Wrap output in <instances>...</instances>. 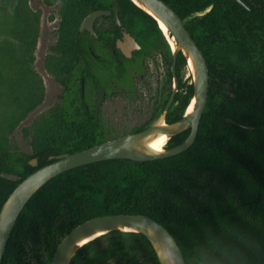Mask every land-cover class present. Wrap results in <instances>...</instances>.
Instances as JSON below:
<instances>
[{
    "label": "trees",
    "instance_id": "trees-1",
    "mask_svg": "<svg viewBox=\"0 0 264 264\" xmlns=\"http://www.w3.org/2000/svg\"><path fill=\"white\" fill-rule=\"evenodd\" d=\"M91 1L92 8H98L107 2L110 5L111 0ZM165 1L186 20L208 62L209 97L196 140L176 155L145 161L103 160L55 176L23 208L1 264H51L58 243L75 226L116 213L147 214L165 225L180 245L186 264H264V0H242L247 6L237 0ZM64 2L61 13L66 25L71 6L70 0ZM14 4L19 11L21 1L14 0ZM117 5L125 25L133 12L163 33L157 20L131 0H117ZM77 30L69 44L59 42L55 47L62 52L54 73L64 85L66 136L31 155L0 153V171L25 178L52 161L51 155L105 141L93 110L87 112L74 102L79 92L75 72L65 76L66 57L79 49ZM16 33L25 59L36 47V35L24 32L21 37L19 29ZM179 62L187 64L183 53ZM193 93V83L177 93V104L169 110L167 122L183 116ZM73 120L83 123L69 122ZM189 131L173 136L168 146L181 143ZM34 157L38 158L37 166L30 164ZM212 176L233 182L238 195L226 199L209 191V196L200 198ZM20 181L0 177V209ZM192 196L198 197L196 202L189 201ZM63 214L66 218L60 222ZM109 233L113 237L105 247H96L95 240L86 243L71 264H160L143 234L136 233L142 249L139 252V246L135 250L126 236L133 232Z\"/></svg>",
    "mask_w": 264,
    "mask_h": 264
},
{
    "label": "rangeland",
    "instance_id": "rangeland-1",
    "mask_svg": "<svg viewBox=\"0 0 264 264\" xmlns=\"http://www.w3.org/2000/svg\"><path fill=\"white\" fill-rule=\"evenodd\" d=\"M19 1L21 7L18 11L14 0H0V153L20 151L31 155L66 136L62 119L64 85L54 73L56 61L62 58V52L56 51L55 47L59 42L69 44L68 41L89 11V0H70L71 15L66 25L61 13L64 0ZM18 29L21 37L24 32L30 37L36 35V47L25 59L22 41L16 38ZM164 36L172 52L174 45L166 34ZM3 47L6 48L5 52ZM152 57L158 70L153 74L161 73L159 85L156 86L153 79L148 83L143 80L139 86L140 94L133 100L121 95L105 103L102 120L107 139L150 125L162 115L164 101L175 84L169 76L170 63L167 61L162 66L156 52ZM147 62L152 63V60L148 59ZM149 68L151 72V65ZM180 76L183 87L179 91L185 92V87L194 80L189 64L182 66ZM209 191H216L226 199L238 195L235 184L221 176L210 177L206 190L198 196H209ZM197 199L192 196L189 201L196 202ZM65 218L63 214L60 222ZM126 236L131 244H135V250L139 246L137 251H142L136 233H127ZM112 237L110 233L102 235L95 239L94 244L103 248Z\"/></svg>",
    "mask_w": 264,
    "mask_h": 264
},
{
    "label": "water",
    "instance_id": "water-1",
    "mask_svg": "<svg viewBox=\"0 0 264 264\" xmlns=\"http://www.w3.org/2000/svg\"><path fill=\"white\" fill-rule=\"evenodd\" d=\"M131 1L154 17L157 22L158 19L161 20L166 25L169 34L174 38L173 74L175 75L176 57L180 51L185 56L187 64L191 66L194 75L192 82L194 93L190 103L194 99L193 111L187 112V107L179 120L173 122L166 121L167 113L174 101L177 90L175 75V88L164 107L162 115L145 129L106 140L80 151L51 155L49 159L52 161L37 168L25 178L13 172L0 171V177L14 181L21 179L0 209V264L2 263L12 230L23 208L32 196L55 176L72 168L103 160L131 159L145 161L176 155L187 150L197 138L201 119L209 97L210 73L207 58L187 28L186 20L165 0ZM237 1L247 6L242 0ZM105 13H108V11L103 9L92 11L83 20L80 31L88 28L91 32H94L93 22L95 18ZM124 34L127 41H132L129 33L124 31ZM133 43L126 42V44L132 46ZM119 45L124 48L125 44L119 42ZM103 100L104 90L99 86L96 118L98 117L99 107ZM228 120L237 125L244 126L232 118H228ZM187 129L190 130L189 134L181 143L168 146V141L173 136ZM160 133L168 135L167 146L165 145L163 151H156L149 146V141ZM30 164L37 166L38 158H32ZM125 228H131L132 231L130 232L143 234L151 242L160 264H186L181 247L169 229L150 215L142 213L106 214L90 218L78 224L60 240L51 264H71L73 257L84 244L94 241L98 237L112 231L129 232ZM93 235L96 236L88 239ZM199 262L200 264H205L202 261Z\"/></svg>",
    "mask_w": 264,
    "mask_h": 264
},
{
    "label": "flooded vegetation",
    "instance_id": "flooded-vegetation-1",
    "mask_svg": "<svg viewBox=\"0 0 264 264\" xmlns=\"http://www.w3.org/2000/svg\"><path fill=\"white\" fill-rule=\"evenodd\" d=\"M92 6L93 2L89 0V11L82 18L76 32V36H79V42H77L79 49L77 53L73 51V54H69L66 57L68 66L65 76H69L70 73L75 72L76 90L79 89V92L78 95L75 96L74 102L78 103L80 106H84L87 112L93 110L95 120L98 121L102 127V132L106 141L110 139L106 138L105 124L102 120L105 103L121 95H125L128 99L133 100L135 96H139V86L140 83H143V80L148 83L150 79H153L154 84L156 86L159 85L158 80L161 81V73L158 72L157 75L153 74L157 70V64L153 61V57L151 58L153 52H156L160 56L162 66H164L167 61L170 63L169 76L174 84L176 75L177 90L174 101L170 107V109H172L174 103H177L175 102L177 93L181 92L179 91L182 81L180 75L183 65L179 62V55L182 52L180 51L176 57L174 75L172 71L174 64V49H172L171 52L163 31V33H161L158 28L151 26V22L148 19L144 18L142 15L134 14L133 12H131L132 15L125 25L120 19L117 0H111L110 5L109 2H107V6L105 7L92 8ZM99 9L107 10L108 13L95 18L93 22L94 32H91L88 28H84L80 31L81 24L85 17L92 11ZM78 31L80 35H78ZM124 31L131 35L132 41H127L124 36ZM119 42L125 44L124 48L119 45ZM126 42L134 43L132 46L126 44ZM148 59H151L152 63H148ZM75 62L76 64H74ZM150 65L152 67L151 72L149 71ZM99 86L104 90V100L99 107L98 117L96 118ZM172 91L165 99L164 107ZM69 122L83 123V121L74 120ZM148 126L149 125L139 127L130 133L141 131ZM123 135L125 134L121 136Z\"/></svg>",
    "mask_w": 264,
    "mask_h": 264
},
{
    "label": "bare ground",
    "instance_id": "bare-ground-1",
    "mask_svg": "<svg viewBox=\"0 0 264 264\" xmlns=\"http://www.w3.org/2000/svg\"><path fill=\"white\" fill-rule=\"evenodd\" d=\"M158 25L160 27V29L167 35V38L168 40L174 45V48L175 49V43H174V38L169 34V31L166 27V25L158 19ZM193 105H194V99L192 100V102L190 103V105L188 106L187 108V112L188 109L191 107L193 109ZM168 140V135L166 133H160L158 134L156 137L152 138L150 141H149V146L158 151V148L156 146H159V147H162L164 149L165 145H166V142ZM161 141H163V143L161 144ZM126 231H132L131 228H125ZM98 235V234H97ZM94 236L96 235H93L92 237L88 238V239H91V238H94ZM87 239V240H88Z\"/></svg>",
    "mask_w": 264,
    "mask_h": 264
},
{
    "label": "snow or ice",
    "instance_id": "snow-or-ice-1",
    "mask_svg": "<svg viewBox=\"0 0 264 264\" xmlns=\"http://www.w3.org/2000/svg\"><path fill=\"white\" fill-rule=\"evenodd\" d=\"M188 111L189 112H192L193 111V109L190 107L189 109H188ZM163 143V141H161V144ZM157 148H158V151H163V148L162 147H159V146H156Z\"/></svg>",
    "mask_w": 264,
    "mask_h": 264
}]
</instances>
